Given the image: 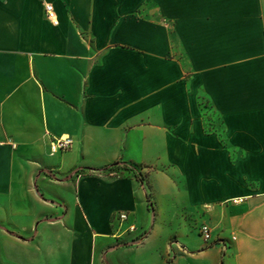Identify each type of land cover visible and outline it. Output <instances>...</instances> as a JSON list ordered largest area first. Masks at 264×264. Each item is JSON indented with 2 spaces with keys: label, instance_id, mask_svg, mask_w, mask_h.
<instances>
[{
  "label": "crops",
  "instance_id": "1",
  "mask_svg": "<svg viewBox=\"0 0 264 264\" xmlns=\"http://www.w3.org/2000/svg\"><path fill=\"white\" fill-rule=\"evenodd\" d=\"M0 264H264V0H0Z\"/></svg>",
  "mask_w": 264,
  "mask_h": 264
},
{
  "label": "built area",
  "instance_id": "2",
  "mask_svg": "<svg viewBox=\"0 0 264 264\" xmlns=\"http://www.w3.org/2000/svg\"><path fill=\"white\" fill-rule=\"evenodd\" d=\"M44 11H45V16L46 18L53 24L57 23V17L56 13L54 11V8L51 4L49 3H44ZM72 143V139L69 137H58V138H52L50 141V149L52 152L56 151H63L66 150L70 147ZM129 217V213L126 211H118L114 214L113 219L116 220L119 224L123 222H127ZM126 230L128 232L134 231L135 230V224L133 222H129ZM199 234L202 237V239L206 242L210 239V233H209V228L206 224H202L199 227ZM141 239H137L136 243H140ZM182 249V248H181Z\"/></svg>",
  "mask_w": 264,
  "mask_h": 264
},
{
  "label": "trees",
  "instance_id": "3",
  "mask_svg": "<svg viewBox=\"0 0 264 264\" xmlns=\"http://www.w3.org/2000/svg\"><path fill=\"white\" fill-rule=\"evenodd\" d=\"M119 169H124V170L133 172L134 176L139 181H142L143 175L140 172H136L134 166H132L126 162L120 161V160H117V161L109 164L108 166H106L104 169H102L100 171H103V172L106 171L108 174H116Z\"/></svg>",
  "mask_w": 264,
  "mask_h": 264
},
{
  "label": "rangeland",
  "instance_id": "4",
  "mask_svg": "<svg viewBox=\"0 0 264 264\" xmlns=\"http://www.w3.org/2000/svg\"><path fill=\"white\" fill-rule=\"evenodd\" d=\"M207 118L209 119V116L206 115V118H205L206 119V123H208L207 122ZM197 234L200 236L199 228H198ZM169 239H170V241H169V252H168V255L166 254V259H167L168 262L170 260H172L176 256V252H177L178 246H180L179 240H178L177 237L171 236ZM181 248H183V247L180 246L179 249H181Z\"/></svg>",
  "mask_w": 264,
  "mask_h": 264
}]
</instances>
